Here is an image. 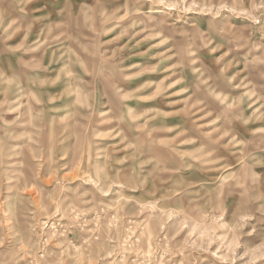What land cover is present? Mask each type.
Listing matches in <instances>:
<instances>
[{
  "label": "rangeland",
  "instance_id": "374dc122",
  "mask_svg": "<svg viewBox=\"0 0 264 264\" xmlns=\"http://www.w3.org/2000/svg\"><path fill=\"white\" fill-rule=\"evenodd\" d=\"M0 264H264V0H0Z\"/></svg>",
  "mask_w": 264,
  "mask_h": 264
}]
</instances>
